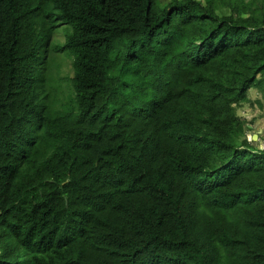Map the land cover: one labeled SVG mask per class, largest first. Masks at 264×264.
Here are the masks:
<instances>
[{"label":"trees","instance_id":"obj_1","mask_svg":"<svg viewBox=\"0 0 264 264\" xmlns=\"http://www.w3.org/2000/svg\"><path fill=\"white\" fill-rule=\"evenodd\" d=\"M248 103L264 0H0V264H264Z\"/></svg>","mask_w":264,"mask_h":264},{"label":"rangeland","instance_id":"obj_2","mask_svg":"<svg viewBox=\"0 0 264 264\" xmlns=\"http://www.w3.org/2000/svg\"><path fill=\"white\" fill-rule=\"evenodd\" d=\"M170 0H161L162 3H168ZM67 28V27H66ZM65 31H61L56 39L58 42H63L65 39ZM49 58L54 61L57 67H54V71L58 72L60 77H64L65 75L73 76V68H72V60L69 57H65L62 54L54 55L51 52L49 53ZM49 63L46 64V69H48ZM249 98L251 102H256L257 100H262V95L257 90L252 89L249 92ZM238 114L248 118L251 122L247 123V126L250 128L251 126H255L256 123L259 125L258 134L264 136V112L259 109L258 106L253 107L252 104H242L238 107ZM252 130V129H251ZM254 135L253 132H251ZM251 134H247V138L249 141H253V137ZM259 140V139H258Z\"/></svg>","mask_w":264,"mask_h":264},{"label":"crops","instance_id":"obj_3","mask_svg":"<svg viewBox=\"0 0 264 264\" xmlns=\"http://www.w3.org/2000/svg\"><path fill=\"white\" fill-rule=\"evenodd\" d=\"M258 125H259L258 123H256L254 127L250 125L252 127V132L254 133L253 138H255V141H257L258 139L262 140L263 138V135L258 134L259 131V128L257 127Z\"/></svg>","mask_w":264,"mask_h":264},{"label":"clouds","instance_id":"obj_4","mask_svg":"<svg viewBox=\"0 0 264 264\" xmlns=\"http://www.w3.org/2000/svg\"><path fill=\"white\" fill-rule=\"evenodd\" d=\"M250 129H252V127L250 126ZM252 130L251 131H249V132H247V134H251L252 135ZM252 137H253V135H252ZM254 140H255V138H253V142H254ZM252 141V140H251ZM257 141H259V140H257Z\"/></svg>","mask_w":264,"mask_h":264}]
</instances>
